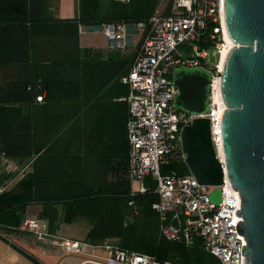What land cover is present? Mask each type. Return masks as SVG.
I'll return each mask as SVG.
<instances>
[{"label": "trees", "instance_id": "trees-1", "mask_svg": "<svg viewBox=\"0 0 264 264\" xmlns=\"http://www.w3.org/2000/svg\"><path fill=\"white\" fill-rule=\"evenodd\" d=\"M159 1L77 0L75 16L60 18L50 12L49 0H0V47L12 53L0 65L19 69L0 86V154L29 167L0 191V225L17 228L26 207L41 204L38 216L51 234L60 223L84 220V240L93 244L115 238L111 244L161 261L219 264L199 239L186 246L161 237L151 181L146 192L130 194L129 89L121 77L137 50L79 45L80 25L146 21ZM202 43L213 47L208 39ZM172 169L189 173L181 159H169L162 172ZM17 174L0 173V188Z\"/></svg>", "mask_w": 264, "mask_h": 264}, {"label": "built area", "instance_id": "built-area-1", "mask_svg": "<svg viewBox=\"0 0 264 264\" xmlns=\"http://www.w3.org/2000/svg\"><path fill=\"white\" fill-rule=\"evenodd\" d=\"M168 4L169 12L156 10L146 21L134 24L117 21L100 26L110 47L125 49L129 30L140 33L132 65L121 77L129 89L125 100L130 194L146 192L147 181H151L158 196L151 207L159 216L163 239L186 246L199 239L203 249L219 264H248L241 253L242 245H246L244 234L236 230L237 221L242 220L235 212L240 210V196L226 176L222 185L211 186L200 184L190 172L180 174L174 169L162 172L163 165L171 158L184 162L180 131L196 117L209 119L211 142L217 158L223 163L220 55L228 47L223 35L222 0H169ZM207 39L213 47L203 45L202 41ZM210 49L215 56L213 63L208 60ZM180 67H200L211 73L208 111L192 113L175 107L178 90L173 82V71ZM42 96L40 93L36 99L41 101ZM0 158L6 159L1 154ZM7 188L8 183L1 186L0 191ZM215 188L221 189L222 196L217 204L209 197ZM17 228L42 241L53 237L47 220L38 216L25 217ZM52 240L70 252L93 253L92 261L98 264H181L161 261L154 255L114 244H93L70 238ZM99 247L107 250V255L101 259L94 254Z\"/></svg>", "mask_w": 264, "mask_h": 264}, {"label": "water", "instance_id": "water-1", "mask_svg": "<svg viewBox=\"0 0 264 264\" xmlns=\"http://www.w3.org/2000/svg\"><path fill=\"white\" fill-rule=\"evenodd\" d=\"M222 17L234 43L228 50L220 76L225 104L221 119L223 163L211 142L210 121L196 117L182 126L184 162L204 185L220 186L226 176L240 196L242 220L236 230L244 234L241 253L248 264H264V0H222ZM89 29H100L92 26ZM213 63V50L208 52ZM211 73L200 67L173 71L176 108L192 113L208 111ZM210 200L221 201V189Z\"/></svg>", "mask_w": 264, "mask_h": 264}, {"label": "crops", "instance_id": "crops-1", "mask_svg": "<svg viewBox=\"0 0 264 264\" xmlns=\"http://www.w3.org/2000/svg\"><path fill=\"white\" fill-rule=\"evenodd\" d=\"M49 2V10L55 17L72 18L77 12V0H49ZM168 3L169 0H160L154 12L170 9ZM78 34L81 48L91 47L104 52L109 50L110 42L101 29H89L88 26L81 25ZM128 35L129 43L125 50L133 47L137 49L140 44V33L129 30ZM9 54L12 55L10 50H7L6 47H0V64L10 62L7 58ZM11 60L15 61L12 58ZM8 65L12 64L0 65V86L6 81L15 79L19 74L17 66ZM25 167L26 170H29L28 164ZM19 176L20 173L8 179V187H11ZM41 209V204H30L26 207L25 216H38ZM75 224L65 225V223H60L53 237L47 241L38 240L33 234L19 228L0 225V264H98L92 261L93 253L89 251L70 252L52 240L62 238L84 240V237H82L84 231H81L82 233L79 231L81 234L78 233L74 228ZM84 230L86 233L87 227H84ZM104 243L111 244L107 241ZM94 254L101 259L107 255V250L99 247L94 251Z\"/></svg>", "mask_w": 264, "mask_h": 264}, {"label": "rangeland", "instance_id": "rangeland-1", "mask_svg": "<svg viewBox=\"0 0 264 264\" xmlns=\"http://www.w3.org/2000/svg\"><path fill=\"white\" fill-rule=\"evenodd\" d=\"M223 35H224V31H223ZM137 49L135 47H133L131 49L128 48L123 53L124 54H129L131 52L134 53V52H136ZM24 166H25L24 164L18 163L16 161L11 160V159L0 158V173H4V174H11V173L13 174L14 172L20 173L23 170ZM135 187L137 188L136 184H135ZM65 225H67V223H65ZM87 226H88L87 222L83 220V221L76 222V224L74 225V228H76L75 230H77L78 233H80L81 231L82 232L84 231L83 236L82 235L81 236L85 237L84 227H87ZM106 241L110 242V243H115L116 239L115 238H109V239H106Z\"/></svg>", "mask_w": 264, "mask_h": 264}, {"label": "bare ground", "instance_id": "bare-ground-1", "mask_svg": "<svg viewBox=\"0 0 264 264\" xmlns=\"http://www.w3.org/2000/svg\"><path fill=\"white\" fill-rule=\"evenodd\" d=\"M223 31H224V39L226 40L228 47H232L234 45V43L232 42V40L230 39V37L226 31L225 25H223ZM228 47H225L223 49V51L221 52V55H220V66L221 67H223V64H224V61L226 58V54L229 50ZM224 108H225V104L222 101H220V112L223 111ZM228 185H227V187H229Z\"/></svg>", "mask_w": 264, "mask_h": 264}]
</instances>
